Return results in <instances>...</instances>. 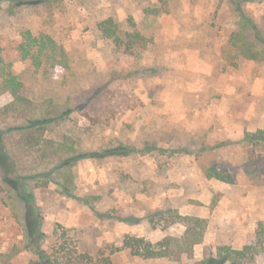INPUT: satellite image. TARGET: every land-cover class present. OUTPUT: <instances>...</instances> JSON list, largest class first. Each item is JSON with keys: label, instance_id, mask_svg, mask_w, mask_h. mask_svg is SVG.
Returning a JSON list of instances; mask_svg holds the SVG:
<instances>
[{"label": "rangeland", "instance_id": "374dc122", "mask_svg": "<svg viewBox=\"0 0 264 264\" xmlns=\"http://www.w3.org/2000/svg\"><path fill=\"white\" fill-rule=\"evenodd\" d=\"M110 17L124 31H140L149 46L118 49L99 29ZM256 29L264 35V0L2 2L0 56L21 78L34 115L53 109L46 135L76 141L84 158L74 169L75 195L98 198L93 210L64 193L48 166L33 170L30 152L20 147L23 120L0 115L12 169L0 165V253L30 239L27 205L40 222L36 242L43 248L52 245L56 229H66L81 251H103L113 264H197L221 247L254 244L264 227V186L252 183L242 165L246 134L264 130V44ZM26 30L52 36L64 47L68 67L37 69L25 60L19 45ZM11 101L0 93V109ZM120 142L184 150L109 154ZM256 154L264 174V146ZM211 166L228 170L233 181L208 178ZM17 174L25 177L20 191L6 180ZM168 209L208 221L205 242L191 259L144 260L122 248L127 236L158 242L182 235V224L166 227L160 217L152 224L154 213ZM37 258L24 250L12 262ZM250 264H264V250Z\"/></svg>", "mask_w": 264, "mask_h": 264}, {"label": "trees", "instance_id": "16d2710c", "mask_svg": "<svg viewBox=\"0 0 264 264\" xmlns=\"http://www.w3.org/2000/svg\"><path fill=\"white\" fill-rule=\"evenodd\" d=\"M4 1L0 0V4ZM135 27V24H133ZM99 29L104 37L124 52L134 53L137 50L146 49L149 46V40L140 31H124L120 23L113 17L102 20L99 23ZM256 40L264 44L263 31L256 29ZM19 51L25 60L31 61L37 68L54 70L57 67H68L67 53L52 36L42 33L35 35L31 30L22 33V42L19 45ZM0 93L12 96V101L0 109V115L11 116L18 114L23 120L22 131L20 133V147L28 150V155L32 159L33 170L48 166L49 171L55 172V179L61 190L67 195L76 196V174L75 166L77 162L84 158L76 146V141L70 136L63 140H56L48 137L45 125L52 122L51 112L47 110L44 117H36L33 113L30 100L24 95V84L21 78L14 74L10 65L0 56ZM69 112V109L66 110ZM6 130L0 126V165L7 171H11V165L7 163L6 155ZM244 143L248 147V156L242 165L245 174L250 181L258 186H264V174L258 167L256 149L258 146H264V130L248 132L244 138ZM184 149H170L160 147L155 143L147 142L144 147L139 148L134 145L120 142L117 147L108 150L109 154H118L122 156L134 153L151 154L159 152L161 154H176ZM32 175H39L37 171ZM11 172H9L10 174ZM205 175L211 179H217L230 183L233 181L232 175L228 170H219L216 166L205 169ZM13 174V173H12ZM8 183L16 190L25 177L17 174L6 179ZM78 197V196H76ZM24 198L27 199V196ZM85 204L95 209V200L98 198L93 195L78 197ZM33 209L27 205V225L29 234L24 245L15 246L9 253H0V264H13L14 256L24 250H32L37 259L30 264H113L111 255H106L103 251L97 255H91L88 252L81 251L79 241L75 240L66 229H56L53 233L54 242L49 249L43 248L38 239H40V222L33 217ZM100 216L109 218L107 213H99ZM156 217L164 222L166 227L175 224H182L185 230L182 235H167L158 242H152L144 237L127 236L124 240L123 249L130 251L132 256L144 259H168L171 261H181L184 258L191 259L197 246L205 242L208 229L206 219L182 215L178 210L168 209L166 211H157L151 217L152 224L156 225ZM38 241V242H36ZM36 242V243H34ZM122 249H113L112 254ZM264 250V227L261 225L256 235V242L248 244L243 249H234L232 247H221L217 255H208L197 264H250L255 262L256 257Z\"/></svg>", "mask_w": 264, "mask_h": 264}]
</instances>
